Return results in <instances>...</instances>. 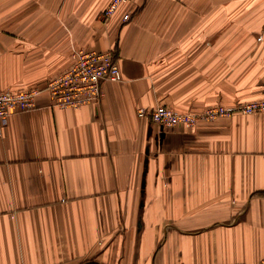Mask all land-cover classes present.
Segmentation results:
<instances>
[{"label":"crops","instance_id":"obj_1","mask_svg":"<svg viewBox=\"0 0 264 264\" xmlns=\"http://www.w3.org/2000/svg\"><path fill=\"white\" fill-rule=\"evenodd\" d=\"M0 0V90L42 86L73 48L121 79L0 137V264H259L264 112L160 129L139 107L264 98V0ZM131 11L127 21L124 13Z\"/></svg>","mask_w":264,"mask_h":264},{"label":"built area","instance_id":"obj_2","mask_svg":"<svg viewBox=\"0 0 264 264\" xmlns=\"http://www.w3.org/2000/svg\"><path fill=\"white\" fill-rule=\"evenodd\" d=\"M130 0H109L99 14V19L105 21L124 3ZM131 11L123 14V21H127ZM71 65L66 70L50 77L43 88L14 91L0 90V137L11 115L28 111L36 106L35 98L43 90L50 94L52 105L60 107L78 108L101 98V85L105 81H119L121 74L109 51H99L83 47L73 48ZM230 112L253 114L264 112V99L243 102L229 108ZM139 117L147 115L158 125L176 123L178 118L172 109L159 106L151 109L139 108ZM185 126L187 123H183ZM264 264V255L259 261Z\"/></svg>","mask_w":264,"mask_h":264},{"label":"rangeland","instance_id":"obj_3","mask_svg":"<svg viewBox=\"0 0 264 264\" xmlns=\"http://www.w3.org/2000/svg\"><path fill=\"white\" fill-rule=\"evenodd\" d=\"M99 14H98V18H99ZM104 51H109L112 54L113 60H115V62H116V58H115L116 53H115L114 50L109 49V50H104ZM71 62H72V60H71ZM71 62L63 70H66L68 67H70ZM116 64H117V62H116ZM63 70H61L60 72H62ZM60 72H58V73H60ZM58 73H56V74H58ZM52 76H54V75H52ZM52 76H50V77H52ZM48 79H47V81H48ZM47 81H46V83H47ZM46 83L44 85H42V86L34 87V88H30V89L43 88L46 85ZM30 89H26V90H30ZM3 90H11V89H3ZM14 91H22V90H14ZM43 91H47V90H43ZM43 91H41V92H43ZM258 100H260V99H258ZM249 101H252V100H249ZM249 101H242V102L238 101V102L233 103V104H230V103L224 104V103L217 102V103L206 105L205 107H203L201 109L187 108V109L182 110V111L181 110H177V109H175L172 106L164 105V104H158V105L153 106V107H142V108H145V109H151V111L153 109L159 107V106L172 109L173 112L176 114V116L178 118L177 122L173 123V124H164L163 126L158 125L151 117L149 118L147 115H145V117H140V118H147L151 123H153L154 125H156L160 129H168V128H174V127H177V126H181L184 129H186V130H191L201 121H214V120H216L218 118L231 117V116H233L235 114L246 115V114L236 113V112L231 113L229 108L232 107V106L239 105V104H241L243 102L245 103V102H249ZM139 108H141V107H139ZM136 114H137V111H136ZM183 123H185V124L187 123V125L185 126Z\"/></svg>","mask_w":264,"mask_h":264}]
</instances>
